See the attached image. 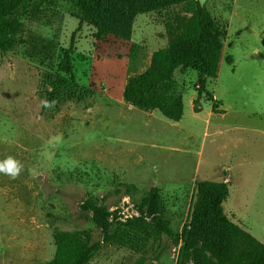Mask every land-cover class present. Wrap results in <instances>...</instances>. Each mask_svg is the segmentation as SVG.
<instances>
[{"label":"rangeland","instance_id":"1","mask_svg":"<svg viewBox=\"0 0 264 264\" xmlns=\"http://www.w3.org/2000/svg\"><path fill=\"white\" fill-rule=\"evenodd\" d=\"M23 1L13 44L0 49V160L24 165L16 179L0 173V264H48L54 234L82 230L98 243L87 264H175L181 240L156 234L142 202L157 187L158 219L178 235L200 180L226 182L224 212L264 243V0H205L226 28L217 76L205 84L218 103L212 111L202 92L194 112L197 72H176L178 121L122 93L189 4L138 14L129 40L82 23L72 55L79 88L49 100L51 77L67 76L57 65L79 15L72 0ZM93 208L109 212L106 225Z\"/></svg>","mask_w":264,"mask_h":264},{"label":"trees","instance_id":"2","mask_svg":"<svg viewBox=\"0 0 264 264\" xmlns=\"http://www.w3.org/2000/svg\"><path fill=\"white\" fill-rule=\"evenodd\" d=\"M78 13V25L70 36L68 47L62 53L57 69L67 76L57 75L49 80V100L69 96L79 88L74 78L72 55L75 51V33L82 23L95 27L98 36L113 35L129 40L132 24L138 14L160 10L175 4L187 3L191 15L180 19L178 26L166 24L167 45L152 53L148 67L129 76L123 99L142 110H158L164 117L178 121L183 115V99L175 89L174 75L188 69L197 72L198 96L192 101L194 112H199L202 92L212 102L216 111L217 101L206 90L207 78L217 76L223 54L226 28L219 25L206 7L205 0H72ZM23 0H0V49L13 44V36L20 28L15 13ZM44 106V104H43ZM45 107V106H44ZM124 185L126 191L130 186ZM229 195L226 182L197 181L190 211L177 235L168 225L160 222L161 202L159 189L151 187L142 202L151 221L158 220L154 232L164 234L181 245L175 264H264V243L235 223L223 210ZM86 208V207H85ZM93 217L106 225L109 212L93 208ZM140 227L151 224L140 221ZM56 249L48 264H87L98 248L88 230L54 234ZM131 241V240H129Z\"/></svg>","mask_w":264,"mask_h":264},{"label":"clouds","instance_id":"3","mask_svg":"<svg viewBox=\"0 0 264 264\" xmlns=\"http://www.w3.org/2000/svg\"><path fill=\"white\" fill-rule=\"evenodd\" d=\"M45 107H53L54 102H43ZM24 165L15 157L8 155L3 160H0V173L9 176L12 179L19 177L22 172Z\"/></svg>","mask_w":264,"mask_h":264},{"label":"crops","instance_id":"4","mask_svg":"<svg viewBox=\"0 0 264 264\" xmlns=\"http://www.w3.org/2000/svg\"><path fill=\"white\" fill-rule=\"evenodd\" d=\"M222 58H223V54H222V57H221V60H220V62L222 61ZM220 62H219V67H220ZM218 70H219V68H218ZM214 97V96H213Z\"/></svg>","mask_w":264,"mask_h":264}]
</instances>
